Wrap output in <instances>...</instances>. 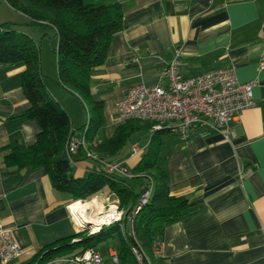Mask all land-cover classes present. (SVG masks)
I'll use <instances>...</instances> for the list:
<instances>
[{
    "label": "crops",
    "instance_id": "crops-1",
    "mask_svg": "<svg viewBox=\"0 0 264 264\" xmlns=\"http://www.w3.org/2000/svg\"><path fill=\"white\" fill-rule=\"evenodd\" d=\"M111 1L123 7L124 28L114 36L104 65L93 72L91 81L92 98L102 106L104 123L95 140H85L70 158L74 176L102 172L103 163L123 164L133 171L146 159L153 137L147 127L133 133L113 155L98 149L121 125L118 102L134 86L162 84V71L177 51L187 78L233 67L240 82H256L257 102L233 124L235 138L205 129L193 132L188 141L167 130L158 135L157 164L166 172L168 193L198 204L196 213L165 230L159 264H264V0ZM24 21L13 29L41 49L45 86L70 117L68 148L71 138L85 139L88 122L78 101L86 102L48 72L52 56L44 52L45 40H36L47 37L52 28L35 26L32 33L24 27L33 26ZM25 69L22 64H0V226L12 232L23 251L14 264H30L47 246L77 234L80 224L69 208L74 204L71 197L54 188L45 169L5 161L12 151L33 147L41 131L37 121L23 117L31 107L23 88ZM136 134H146L147 145L135 147L127 160L117 163L115 158ZM88 152L100 158V164ZM135 179L147 180L139 181V191L130 184L137 193L152 181L146 175Z\"/></svg>",
    "mask_w": 264,
    "mask_h": 264
},
{
    "label": "trees",
    "instance_id": "trees-1",
    "mask_svg": "<svg viewBox=\"0 0 264 264\" xmlns=\"http://www.w3.org/2000/svg\"><path fill=\"white\" fill-rule=\"evenodd\" d=\"M16 12L22 14L30 26L46 25L54 29L58 38L57 67L58 81L69 91L77 94L83 102L94 103L88 114V124L83 128L85 140L92 143L104 123L102 106L92 98L91 81L93 72L102 67L107 58L111 42L123 28V7L111 0H5ZM13 24L0 25V64L25 66L23 88L31 107L23 116L35 120L40 126L36 143L26 150L12 151L5 157L8 164L24 168L45 169L54 188L69 195L73 202L89 201L101 192L108 191L121 201V208L131 215L141 196L130 185V179L106 170L92 172L85 178H76L71 161L65 162L63 154L71 136V121L67 112L53 101L45 83L41 49L28 35L13 29ZM152 130L153 125L141 122H126L119 126L110 141L99 146V152L110 155L120 151L130 136L142 128ZM153 132V131H152ZM159 132H153L148 155L133 171L134 175L149 176L153 181L152 197L134 220L135 238L126 241L118 227L80 239L74 234L47 246L30 264H42L48 260L71 253L82 255L96 249L104 239L117 234L120 246L117 249L122 264L134 261L131 248L142 249L154 264L152 248L160 242L165 230L198 211V204L185 196L168 193L167 175L157 164V140ZM81 157L86 154L81 151ZM72 158V157H70ZM99 160H94L100 164ZM73 164V163H72ZM106 231V232H105ZM78 240L77 242H73Z\"/></svg>",
    "mask_w": 264,
    "mask_h": 264
},
{
    "label": "built area",
    "instance_id": "built-area-1",
    "mask_svg": "<svg viewBox=\"0 0 264 264\" xmlns=\"http://www.w3.org/2000/svg\"><path fill=\"white\" fill-rule=\"evenodd\" d=\"M179 57L180 52L177 51L175 59L163 69L162 84L157 87L141 84L128 91L117 104L118 122L150 123L153 125V132L167 130L183 141H188L198 129L224 132L227 139L235 138L233 124L244 111L257 106L253 93L256 82H240L233 67L187 78L181 72ZM261 70H264V63L261 64ZM84 143V138H71L67 148L68 155H76ZM87 155L91 159L99 160L91 152ZM103 164L109 174H117L130 180L136 177L123 164ZM152 192L153 183L150 181L142 187L134 212L126 216L130 225L129 238H135L134 220L150 202ZM123 214L122 210L115 214L111 223H120ZM117 215H120V219H115ZM76 227L78 232L84 230L82 223L76 224ZM131 250L134 261L127 264H154L142 249L133 246ZM110 253L109 261H105L96 249H91L79 256H60L42 264H122L117 249L114 248ZM22 254L23 251L12 232L0 226V264H14L21 259ZM152 255L154 259L162 258L160 242L153 245Z\"/></svg>",
    "mask_w": 264,
    "mask_h": 264
},
{
    "label": "rangeland",
    "instance_id": "rangeland-1",
    "mask_svg": "<svg viewBox=\"0 0 264 264\" xmlns=\"http://www.w3.org/2000/svg\"><path fill=\"white\" fill-rule=\"evenodd\" d=\"M25 17L13 10L5 0H0V25L2 24H13L14 28L16 25H23L26 23ZM19 27V26H18ZM29 28L30 30L28 31H33L32 33L35 32L38 27H24V29ZM34 35V34H32ZM37 35V34H36ZM37 37V36H33ZM38 39V38H36ZM42 40H45V46H44V52L47 54L50 58L52 56V66L48 69V72H50L52 75L56 74L58 76V70H57V48H58V38L56 36V33L53 29H51L49 35L47 37L42 36L41 40H36L38 44L41 43ZM47 74H44V76ZM48 77V76H47ZM50 77V76H49ZM52 79V77H50ZM79 102L80 109L83 111L84 110V120L85 124L88 122V114L89 111L93 108V105L90 101H86L85 105L83 103ZM83 105V106H82ZM85 129V127H84ZM148 139L146 134H136L132 137V139L128 142L127 146L122 150V152L119 154L117 158H115L116 162L118 163L119 161H125L129 156L132 154L134 151L135 147H144L147 145ZM89 157V156H88ZM137 177V175H136ZM135 177V178H136ZM141 181H147L146 179H135L131 180L130 184L132 187L136 190L139 191V186ZM78 202H83V203H91V209L89 210V214H87V221L92 222V221H100L104 219L106 216L109 214H118L121 210L124 212L122 221L120 223H111L110 225H105L102 224L98 227V231L94 232L93 229V224L91 223V227H86L83 231H79L77 234H80V239L88 236H92L94 234H100V232H104L105 229H107V232H112L113 227H118L120 229V232L123 236V238L128 241L130 238L128 237V233L130 230V225L128 224L127 221V213L128 211L121 208V201L108 191H104L93 197L89 201H78ZM76 203V202H73ZM81 222V219L79 220ZM105 231V232H106ZM120 246V241L118 235L115 233L113 234L110 238L104 239L101 241L98 246H97V251L102 255V257L105 259V261H109L111 258V253L110 251L115 249H118ZM74 251H71L69 253H64L61 254V256H70L71 253Z\"/></svg>",
    "mask_w": 264,
    "mask_h": 264
},
{
    "label": "bare ground",
    "instance_id": "bare-ground-1",
    "mask_svg": "<svg viewBox=\"0 0 264 264\" xmlns=\"http://www.w3.org/2000/svg\"><path fill=\"white\" fill-rule=\"evenodd\" d=\"M72 205H75V207H72L71 208V212H72V215L74 217V219L77 221V222H80L79 220L81 219V222H87L89 224H93V229H94V232H97L98 230V227L102 224H105V225H109L111 224V220L112 218L115 216L114 214H109L108 216H106L104 219L100 220V221H90L88 222L87 220V214H89V210L92 208L91 207V203H83V202H79L77 204L74 203Z\"/></svg>",
    "mask_w": 264,
    "mask_h": 264
},
{
    "label": "water",
    "instance_id": "water-1",
    "mask_svg": "<svg viewBox=\"0 0 264 264\" xmlns=\"http://www.w3.org/2000/svg\"><path fill=\"white\" fill-rule=\"evenodd\" d=\"M63 160L65 161V162H69L70 161V156L68 155V151H66L64 154H63ZM70 167H71V169L73 170L74 169V164H70ZM82 224H83V227H84V229H86V227H91V224H89V223H87V222H82Z\"/></svg>",
    "mask_w": 264,
    "mask_h": 264
},
{
    "label": "clouds",
    "instance_id": "clouds-1",
    "mask_svg": "<svg viewBox=\"0 0 264 264\" xmlns=\"http://www.w3.org/2000/svg\"><path fill=\"white\" fill-rule=\"evenodd\" d=\"M79 202L77 201V204H78ZM72 207H75V205H71V206H69V208L71 209ZM122 215V214H121ZM115 219H120V215H117L116 217H115ZM98 230V229H97Z\"/></svg>",
    "mask_w": 264,
    "mask_h": 264
}]
</instances>
